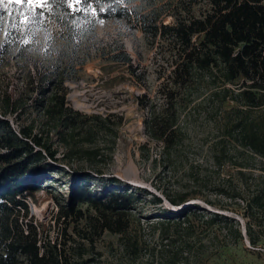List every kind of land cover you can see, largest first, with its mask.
<instances>
[{
    "label": "trees",
    "instance_id": "16d2710c",
    "mask_svg": "<svg viewBox=\"0 0 264 264\" xmlns=\"http://www.w3.org/2000/svg\"><path fill=\"white\" fill-rule=\"evenodd\" d=\"M157 4L158 0H42L31 5L22 0L0 6V35L6 34L0 43V67L16 65L22 75L21 88L17 85L0 95V264H100L94 256L102 254L95 246L106 231L119 236L121 248V257L111 264H196V246L202 241L198 232L212 231L217 238L225 231L231 243L248 240L253 247L264 240V0H178L165 8ZM199 5L203 9L198 15ZM164 13L172 22L164 21ZM109 21L125 30L137 26L175 58L159 99L138 97L140 107L148 111L146 132L161 144L163 153L171 154L183 143L182 111L202 95L204 101L196 106L209 102L221 109L230 100L238 104L229 118L228 136L243 149L237 151L242 160L251 156L259 161L258 169L233 163L245 183L237 188L239 193L220 189L219 194L238 201L245 228L232 215L190 202V193L158 195L133 189L116 176L101 179L99 189L91 172L66 171L60 164L78 155L100 156L98 149L84 145L106 130L99 116L69 106L67 82L77 80L96 58L134 66L122 40L109 46L100 39L98 27ZM20 22L23 29L17 27ZM26 32L29 42L24 41ZM43 35L44 48H35ZM22 114L29 122L18 131L8 115ZM56 143L66 151L61 159ZM222 153L219 165L234 157ZM55 172L64 174L61 180L69 187L67 198L55 195L62 199L61 217L74 215L81 204L95 211L87 229L78 232L79 240L68 234L65 241L46 238L33 219L28 197H34L44 180L54 182ZM166 201L176 210L164 207ZM144 202L155 206L149 217L141 207ZM148 218H158L151 226L159 233L153 244L139 230L142 219Z\"/></svg>",
    "mask_w": 264,
    "mask_h": 264
},
{
    "label": "rangeland",
    "instance_id": "374dc122",
    "mask_svg": "<svg viewBox=\"0 0 264 264\" xmlns=\"http://www.w3.org/2000/svg\"><path fill=\"white\" fill-rule=\"evenodd\" d=\"M41 1L29 0V4L36 5ZM177 1L158 0L157 6L165 8L169 3ZM21 2L22 0H0V6L8 7ZM200 9H203V5L196 7V14L199 15ZM165 11L168 13V8ZM166 13L164 21L172 22L171 16ZM22 22L24 24V20ZM17 27L23 29L21 22ZM98 35L109 46L122 40L133 58L134 66L130 68L96 58L85 66L77 80L67 82L69 106L82 114L99 116L102 123L106 124V130H102L94 142L84 145V149H98L100 156L91 159L86 155H78L60 164L66 171L74 169L91 172L93 182L97 183L99 189L103 187L101 179L116 176L133 189H146L158 195L172 194V191L190 193V202L213 212L232 215L240 221L242 229L245 228L246 220L238 214V201L219 194L220 189L230 194L234 191L239 193L237 188H242V183H245L246 179L236 168L238 165L233 163H247L258 169L259 161L251 156L242 160V154L237 151L243 152V149L228 136L231 127L229 118L238 104L230 100L221 109L217 103L209 102L196 106L204 101L206 95H202L182 111L179 124L185 133L183 143L176 151L165 154L161 144L152 140L146 132L144 119L148 111L140 107L138 97L146 94L152 100L159 99V90L166 83L175 58L167 50L161 49L159 40L153 42L137 26L125 30L123 26L111 21L103 22L98 27ZM0 37L1 43L6 34L2 32ZM38 37L34 47L43 49L46 36ZM24 41H30V32L24 33ZM133 70L136 71L135 74L132 73ZM21 81L22 75L16 65L0 67V95L8 88L13 90L17 85L21 88ZM1 108L0 106V113ZM8 118L18 131L29 122L27 114L8 115ZM58 145L56 143L55 147L60 148L58 156L61 159L66 151ZM223 150L231 152L234 157L219 165L217 158L223 154ZM221 159L223 161L224 156ZM62 175L64 174L55 172L54 182L44 180L34 197H28L29 206L33 219L42 226L44 237L65 241L68 234L72 239L79 240L81 238L78 232L87 229L88 217L94 215L95 211L88 204H81L77 206L74 215L69 218L61 217L62 206L58 200L62 199L55 195H64L66 198L69 195L67 180H61ZM206 201H211L214 206H209ZM187 205L188 203L185 207ZM221 206L224 208L221 209ZM141 207L148 217V213L155 209L153 204L146 202ZM164 207L176 210L167 201ZM79 211L84 218H80ZM148 220L142 219L139 230L145 241L153 244L159 233L151 226L158 218ZM198 233L202 241L196 246V251L200 254V258H195L198 259L196 264H264V240L258 247H253L248 240L238 244L231 243V240L225 238V231L217 238H214L215 233L212 231L207 234ZM218 233L220 232L217 235ZM95 249L102 254L101 257L94 256L100 259V264L116 263V259L121 257L119 236L106 231L97 241Z\"/></svg>",
    "mask_w": 264,
    "mask_h": 264
},
{
    "label": "water",
    "instance_id": "95a60500",
    "mask_svg": "<svg viewBox=\"0 0 264 264\" xmlns=\"http://www.w3.org/2000/svg\"><path fill=\"white\" fill-rule=\"evenodd\" d=\"M246 233V231H244V234Z\"/></svg>",
    "mask_w": 264,
    "mask_h": 264
}]
</instances>
